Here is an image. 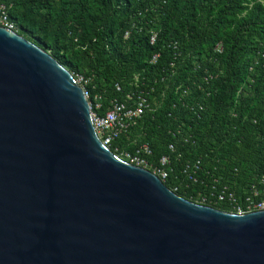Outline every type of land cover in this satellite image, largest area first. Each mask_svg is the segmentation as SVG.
Returning <instances> with one entry per match:
<instances>
[{
    "label": "trees",
    "instance_id": "1",
    "mask_svg": "<svg viewBox=\"0 0 264 264\" xmlns=\"http://www.w3.org/2000/svg\"><path fill=\"white\" fill-rule=\"evenodd\" d=\"M0 3L19 35L88 78L99 114L146 99L113 153L146 144L150 165L168 158V188L223 211L211 194L264 188V0Z\"/></svg>",
    "mask_w": 264,
    "mask_h": 264
},
{
    "label": "water",
    "instance_id": "2",
    "mask_svg": "<svg viewBox=\"0 0 264 264\" xmlns=\"http://www.w3.org/2000/svg\"><path fill=\"white\" fill-rule=\"evenodd\" d=\"M0 264H264V209L192 202L116 156L72 73L0 26Z\"/></svg>",
    "mask_w": 264,
    "mask_h": 264
},
{
    "label": "built area",
    "instance_id": "3",
    "mask_svg": "<svg viewBox=\"0 0 264 264\" xmlns=\"http://www.w3.org/2000/svg\"><path fill=\"white\" fill-rule=\"evenodd\" d=\"M0 26L15 31V24L9 19L5 6L1 3ZM155 37L156 34L151 33L150 43L154 42ZM152 60H156V55L152 56ZM73 77L76 83L80 86L82 93L88 102L90 119L96 135L100 142L108 148L120 133L135 123L136 119L141 116L148 106L146 99L139 95L136 99L129 97V99H131L130 102L111 101L110 106L104 111V113L99 114L97 111L100 107V104L97 102L98 97L96 95H91L88 89V78L78 73H75ZM114 154L129 163L149 169L160 177L162 181L167 177L168 171L165 168V165L168 163V158L163 156L160 158L157 165H150L145 157L150 154V149L146 144L139 146L132 153L121 151L118 154ZM194 166L195 168H198L197 164ZM262 181H264V176H262ZM211 197L214 199L211 201L218 200L227 202L231 209L230 212L237 214L264 209V188H255L252 186L247 195L243 196L241 199H237L232 192H229L227 188L224 187L217 194H211ZM204 199L205 198L202 200Z\"/></svg>",
    "mask_w": 264,
    "mask_h": 264
}]
</instances>
